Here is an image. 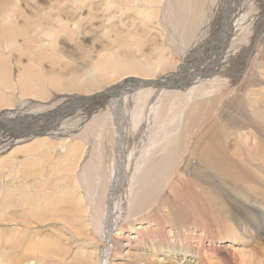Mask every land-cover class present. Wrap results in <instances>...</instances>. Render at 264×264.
<instances>
[{
  "label": "bare ground",
  "instance_id": "bare-ground-1",
  "mask_svg": "<svg viewBox=\"0 0 264 264\" xmlns=\"http://www.w3.org/2000/svg\"><path fill=\"white\" fill-rule=\"evenodd\" d=\"M162 1L163 0H102L100 1V5H112L115 11L118 13L120 12V14H110L107 20L118 17V25H124V20L119 17L121 14L124 15L130 12L139 17H151L156 10L153 9L154 11H151L150 7L160 10V3H162ZM212 1L213 0H165L163 2L164 7L162 11L165 12L168 23H172L171 25L174 24L175 31L182 33L180 38L183 40V44L188 45L194 41L198 42V40H200L198 36L201 38L206 37H203L202 34L205 32L206 23L209 21V16L207 17L206 14L211 12L210 9L213 5L211 6L212 3L209 2ZM228 5V0H224V3L222 2L223 8L228 7ZM78 8L79 7H77V9ZM58 14L59 15L55 18L50 16L46 18L42 12H34L30 16L31 18L25 20V25L21 27L15 26L12 21H8L4 16L0 18V48L2 49V53L9 52L10 55L14 50L20 51L23 54L24 52L33 53L36 51L34 47L38 49L36 52H40L34 53L37 60L36 58H30L29 64L19 72L17 78V85L22 95L30 96L33 100L25 103L26 108L32 111L27 113L24 108H19L20 114H7L8 111L0 114V151L15 142L23 141L24 139H34L36 137L32 141V143H35L33 146L37 148L43 146L44 148L42 150H37V148H35L37 151H33V153L31 150H22V152H29L26 158L33 161L35 168L29 171L21 181L27 180L28 183L29 180L27 178L30 176L29 174H37L39 179H47L45 173L48 171V168L46 169V164H48V166L53 164L52 167H58V171L60 170L61 172L65 171L63 165L69 162L67 168L69 169L70 166H73L72 172L76 170L77 173L72 178H69L70 174L65 171L66 174L64 178L67 179V182L63 184L62 187L58 185L60 181L55 182L54 186L48 187L47 190H45L46 187L43 188L39 184L40 186H37V190L41 199H38L37 202L31 200L33 199L32 189L22 190L17 188L19 194L15 192V189L13 194L7 195V199L4 203H0V211L7 212L6 206H3L6 204L11 207V212H19L18 215H15V217L19 219L16 226L8 228L5 233H2L3 230H0V264H94L93 257L98 259L97 254H94V252L87 253L84 256L78 254L77 258L72 256L68 257L70 251L67 246L68 242H71L70 239H73V235L64 239L61 235L62 232L58 230L55 232L56 234L52 236L46 233L41 237L39 233H37L41 232V229H35L37 231L35 232L28 227L32 221L36 225H41L40 227L46 225L44 222H50L54 213H59L58 216H61L60 221L64 223V229L75 230L80 235L82 234L81 229L84 228V223H87L90 230L95 233L94 230H97L96 226L100 223L103 224V221L106 219L107 226L105 229L107 235L105 241H109V248L111 251H109L108 255L113 260L118 258L131 260L140 255L146 257L149 255L151 261L145 264H241L247 262L243 254L244 252L242 253L244 248L242 250H236L234 248L233 250V247H231L232 242H229L225 236H220V238H218V240L220 239L223 241V244L214 245L212 242L215 238L207 237L202 232H198L197 228H194L193 231H185L178 225H175L178 224L176 221L183 217L180 212H170L169 216L167 215L170 218L167 222L169 224L168 227L158 223L156 226L148 224L144 226V223H140L136 227L131 228V230H133L132 232L129 231L125 234L124 225L118 226L119 220L117 221L118 223L115 222L116 216L114 214V209H117L112 206L114 205V198H112L111 194L108 195L109 190L111 191L108 183L109 176L108 173L104 171L105 169H102L103 163L101 162L102 158H107V145L105 144L106 142H102L103 149L100 148L101 150H99L100 141H96L95 138H98V136L100 137L102 134L103 138H107V136L110 137L115 131L119 134L115 136L121 137L123 135L118 140V148L120 152H125L126 145H124V141L127 140L128 134L130 135L133 130L141 126L142 121L144 122L148 113L151 111H156V113H158L159 111L161 115H163L166 108L164 109L160 107V105L163 103L162 100L168 99V96L169 99L173 98L172 101H174V98L179 99L178 104L184 101L188 104V97L191 96L193 85L192 87L190 86L191 91H188L190 87L187 85L188 88H185L187 86H183L185 84H182L181 81V87L170 88L171 79H173L172 76H166L164 79L148 76L149 72L154 67L158 66L159 63L156 62L155 64L151 62L144 53H141L142 55L140 54V57L137 56L134 54L137 50H134V53L129 55H127L129 52L124 54L126 51L123 53L122 50L127 49V51H129L128 47L130 48V46L125 43L128 38L124 35L117 37L118 46H115V48L114 46L113 48L109 47L108 50V47H105L107 49L105 51H103L105 48L102 49L104 53L102 52L101 56L99 54L97 60L93 61V64L90 66V71L95 72V75L91 74L92 77H90L91 75H89V72V74L83 73L84 75H75V73H78V71H75V78L66 82L64 81V79H66L65 75L60 76V74H57L59 73L57 69L53 68L54 70L52 72H44L43 69L38 66L39 62L45 58L44 51H46L48 47L53 48L57 33L66 31V25L62 23L64 18H62V15L65 14L63 11ZM231 14L230 11L223 14L227 23L224 21L225 24H221L220 26L222 30L220 29L218 32V38L224 34L226 37L225 40L228 41L229 44L231 43V46H227L228 49H226V51H231V47L233 48L232 45L235 46L236 44L237 46V42L242 41L239 39L240 28L243 24L241 19H244V16L242 17L241 15V17L238 16L233 19L235 23H238L234 26L231 25L233 23H230L227 19L232 16ZM53 20H57L56 24ZM4 22H7V24ZM76 25L77 22L74 21L73 28H75ZM228 30L230 31L229 37L226 36ZM104 31L107 32L108 30L105 28ZM251 33H253V37L258 35L255 29L251 30ZM18 36L23 37V45L25 46L22 47L18 45ZM178 38L179 36L177 39ZM202 40L203 39H201V41ZM142 41L140 39L136 40L138 44H141ZM159 45H157V48H159ZM222 52L226 53L225 51ZM59 61L60 60L57 58H54L52 61L53 66L57 65ZM157 61L168 64L167 57L161 53L157 55ZM243 65L245 66L246 63ZM260 66L261 65L257 64V68L255 67L256 71L244 73L246 77L238 82V86L234 85L230 90L223 91V94L219 97L210 99L211 101L208 106H205L207 107V111H205L207 113L205 115L208 117L207 120H209V122L198 129L202 133V137L197 136L195 138L193 133L192 139H194L193 141L191 140V142H193L192 153L195 152L199 160L204 162L201 164H205L207 168L206 171H198L195 168V170L199 172L196 173L195 179L193 178L195 183H198V185L204 184L201 186V190L209 197V202L212 206H219V203H221V206L225 209L224 213L226 214V224L223 226L228 230L229 234L232 236L231 238L245 244V246L255 243L256 237L260 235H262L260 239L264 241V73L259 71ZM262 68H264L263 65L261 69ZM200 71L201 70L195 71L193 75ZM120 72L123 78L118 80L119 82L106 86L98 92L85 95L68 94L66 97L64 96V98H61L76 99V102H87L88 104L85 105L93 106L92 108H87V111L89 113L91 112L90 110H93L91 114L93 113L96 116L92 118L91 122L89 121L88 125L86 124L87 127L83 129L79 135L72 136L68 132L66 126L62 127V125H58V127H48L44 138L38 136L41 135L39 133H43L44 131L41 128L47 126L51 119H54L55 116L56 119L60 118L59 115H55L56 112L54 111V106L58 104L56 102L57 100L52 103H43L48 98V84L53 85L57 90L61 91H89L93 88L92 86L97 88L107 76L112 73ZM70 73L72 75V71ZM190 76L192 75L190 74ZM85 79H88V82L83 84L85 83ZM11 80L9 60L0 56V84L8 87L12 84ZM89 81L90 84H88ZM194 82L196 83L197 81ZM126 83L127 88L125 86ZM183 89H185V91ZM172 91H183L188 94H184L183 97L179 95L174 96V92ZM55 98L57 97L55 96ZM1 101L2 99H0V102ZM37 101L40 102L37 103ZM41 103L44 105L42 106ZM8 104L11 105V103ZM168 104L169 110H174L179 107L177 103L176 105L171 103L174 107L170 102H168ZM202 107H204V105H202ZM176 109L172 117L177 116L178 110ZM45 111L48 112L39 116V113ZM202 114L204 115V113ZM174 119L175 118L172 120ZM197 119V117L193 119L191 126L199 124L200 121ZM159 121L162 123V116L159 118ZM51 123L48 126H51ZM66 123H64V125ZM30 124L32 125L31 128L27 130L24 129V126H30ZM41 124L44 125L41 126ZM19 127L23 129H19ZM189 131L191 132V130ZM36 132H38V135H33L37 134ZM182 142H184V139ZM155 143L149 145L150 148H146L141 155L139 154V158L138 156L137 158L134 156L132 159V157L128 156L127 158L125 157V159H121V165L126 167L125 169L130 168L131 165L134 171L133 180H136V182L131 186V189H133L135 185H138V188L132 195L134 198L132 212L135 215L141 214L145 210L148 211L153 204L159 203L161 199L160 194L164 186V174H173L174 171L177 170V158L180 156V146L175 145L176 147H172L167 153H162L164 150L162 149L159 155L156 152L152 153L151 147L155 146ZM87 144H92L93 149L91 152L86 150L85 155L84 151ZM185 144H188L187 139ZM94 146H96V148H94ZM128 149L130 150V147ZM83 156L85 157V164L81 162ZM81 167L82 172H80ZM138 172H140L141 175L138 174L140 177L135 179ZM56 174L58 175V172H56ZM61 174L64 173L62 172ZM83 190H85V192H83ZM55 191L59 193L63 191L64 194H69L68 196H70L71 199L53 202L52 193ZM86 192H88L89 195H87ZM42 200L45 202L43 203ZM129 203L130 202H127L126 206H128ZM67 204L69 205V213H80H75V218L78 220L77 223H83L81 229L73 227L72 218L74 217H69L66 212L65 214L61 213L67 207ZM159 205H157V207ZM143 214L145 215V213ZM102 215H105L104 220L102 219ZM173 221L176 223H172ZM92 224L95 226L94 229L92 228ZM218 224H220V222ZM100 228H102V226ZM222 228L220 231H222ZM116 229L121 230L118 234L122 233V235L119 234L118 237H112V231ZM224 229L223 231H225ZM110 233L111 235H109ZM256 233L258 234L256 235ZM116 245L120 248L119 254L112 249ZM134 247L139 252H134V250H132ZM253 249H256L260 254L264 253V246H261V248L253 247ZM181 251H184V254H182L183 258H179L178 256V253ZM218 259H220L221 262ZM143 260L145 259L143 258ZM252 260L254 261V259ZM95 264H99V260Z\"/></svg>",
  "mask_w": 264,
  "mask_h": 264
},
{
  "label": "rangeland",
  "instance_id": "rangeland-1",
  "mask_svg": "<svg viewBox=\"0 0 264 264\" xmlns=\"http://www.w3.org/2000/svg\"><path fill=\"white\" fill-rule=\"evenodd\" d=\"M17 1L0 0V18L4 16L8 21L9 20L12 21L13 24L17 27H21L25 25V20L31 18L30 16L34 12H42L46 18H49V16L55 18L59 15L58 13L62 11L65 14L62 15V18L64 17L62 23L66 25V31L62 33H57L53 48L48 47L47 50L44 51L45 58L42 59L41 62H39L38 66L41 69H43L44 72H52L54 69H57L59 72L57 74H60V76L65 75L66 79H64V81L66 82L75 78L74 77L75 71H78V73H75V75L77 74L84 75L83 73H88V72L90 73V74L88 73L89 75L91 74L95 75V72L90 71V66L93 64V61L97 60L99 54L101 56V53L103 51L107 49L109 50V47L113 48L114 46L115 48V46H118L117 37L124 35L128 38L126 39V42L125 41L124 42L130 46V48L128 47L129 51H127V49L122 50L123 53L126 51L124 54L129 52L127 54L129 55L131 53H134V50H137V52L134 53L137 56L140 57L144 53V55H146L148 59L151 60V62L155 64L156 62L159 63L158 66L154 67L149 72L148 76L158 79L159 78L164 79V77L166 76H172L173 79H171V83L169 82L171 85L170 88H178L181 87L182 84H185L183 86L188 85L189 87L190 86L192 87L193 85L191 96L188 97V104L186 103V101L180 102V104H178L179 99L174 98V101H172L173 98L169 99L168 96V99H164V101L166 102L162 100L163 105L162 104L160 105V107H163L164 109L166 108L164 110L163 115H161L159 111L158 113H156V111L154 112L151 111L150 113H148L144 122L142 121L141 126L133 130V132L130 133V135L128 134L127 140L124 141L125 143L124 145H126L125 152L124 151L120 152V149L118 148L119 146L118 140L123 135L121 137L115 136V135H119L115 131L114 133H112V136L110 137L107 136V138L106 137L103 138V134H102L100 137L99 136L98 138L96 137L97 139L95 138L96 141L97 140L98 142L100 141L98 147L99 150L103 149L102 145L104 142H106L105 144L107 145V154H106L107 158L105 157L101 159V162L103 163L102 169L103 170L105 169L104 171H106L109 176L108 183L111 188V191L109 190L108 195L111 194L112 198H114V205L112 206L114 208L116 207L117 209V210L114 209V214L116 216L115 222L120 223V224L118 223L119 227L124 225L123 227H125L124 230L126 231V232L124 231L125 234H127V232L129 231L132 232L133 230H131V228L136 227L140 223H144V226L146 224L156 226V224L158 223V224H164L165 227H168L169 224L167 222L170 220V218L168 217L170 212H177V213L180 212L182 213L183 217L178 219L176 221L178 224L175 225H178L183 230L193 231L194 228H197L198 232L200 233L202 232L207 237L215 238V240L212 242L214 245L223 244V241L220 239L218 240V238H220V236H225L229 242H232L231 247H233V250L234 248L236 250H240V249L242 250L244 248V250H242V253L244 252L243 254L245 255L247 262L241 264H246V263L264 264V253L260 254L258 251H256V249H253V247L261 248V246H264V243H262L264 241L260 239L261 238L260 236L262 235L257 236L255 239L256 240L255 243L249 246L248 245L245 246V244L239 241H235L233 238H231L232 236L229 234L228 230L223 226L226 224V217H225L226 214L224 213L225 209H223L221 203H219V206L213 205L214 206L213 207L209 202L210 201L209 197L206 194H204L201 190V186H203L204 184L198 185V183L197 184L195 183L194 179L196 173H199L198 172L199 170L206 171L207 168L205 164H201L204 162L199 160L195 152L192 153L193 142H191V140L193 141L194 139V138L192 139L193 133H194L193 136L195 138L197 136L202 137L201 135L202 133L198 129L202 125H205L206 123L209 122V120H207L208 117L205 115L207 113L205 112L207 111V107L205 106H208V104L211 101L210 99L219 97L221 94H223V91L230 90L232 87H234V85L238 86V82L242 81L246 77V74L244 73L249 71H256L257 64L261 65L260 69L258 68L259 71L264 73V68L261 69L262 65L264 66V13H263L264 0H228L229 5L228 7H224V8L222 6V2L224 3V0H213L212 2H209L212 3L211 6L212 5L213 6L210 9L211 12L209 11L210 13L206 14L207 17L209 16L208 17L209 21L206 23V30L202 34L203 37L205 36L206 37L201 38L200 36H198L200 40H198V42L194 41L190 43L192 46L190 44L188 45L183 44V40L180 38L182 33L181 32L178 33V31H175L174 24L171 25L172 23H168L165 16V12L162 11L164 7L163 2L165 0H163L162 3H160L161 5L160 10L158 8L150 7L151 11L156 10V12L151 17L149 16L145 18L139 17L134 13H130V12H127L124 15L121 14V16L119 17L124 20L123 21V23H125L124 25H118L119 24L118 17L107 20V17L110 14L112 15L113 13H118V12L115 11V8L112 7V5L111 6L100 5V1L102 0H92V1L91 0H26V1L17 0ZM77 7L79 8L77 9ZM228 11L232 13L231 14L232 16L227 19L230 21V23H233L231 25L234 26H236L238 23H235L233 19H235L238 16L241 17V15L242 17L244 16L243 17L244 19H241V21H243V24L242 27L240 28V39H239L242 41L241 42L238 41L237 46L236 44L235 46L232 45L233 48L231 47L232 49L231 51H226L229 45L231 46V43L229 44L228 41L225 40L226 37L224 36V34L221 35L220 38H218L219 36L218 32L221 29L220 27L221 24L224 25L225 24L224 21H226L227 23V20L224 18L223 14L227 13ZM118 14H120V12ZM73 20L77 22L75 28H73V22H74ZM53 22L56 24L57 20H53ZM4 23L7 24V22ZM105 28L108 30L107 32L104 31ZM254 29L258 34L256 35V37H253L252 35L253 33H251V30ZM229 30H228V34L226 35L228 37L230 35ZM178 36L179 38L177 39ZM139 39L141 41L143 40L141 44H138L136 42V40ZM201 39L203 40L201 41ZM17 43L22 47L25 46L23 45L22 36L17 37ZM157 45H159V48H157ZM105 47L108 48L106 49ZM34 48L36 51H38L37 47ZM1 51L2 49L0 48V56L5 57L9 60L12 84L8 87H5L3 86V84H0V97H1L0 99H2V101L0 102V114L5 111H8L7 114L11 113V115L15 113L20 114L19 108H24L27 111V113L31 112L32 110L27 109L25 103L33 100L30 96L22 95V93L20 92V88L17 85V78L19 72L27 64H29L30 58L32 59L36 58L37 60V57L34 54L36 51L33 53L24 52L23 54L20 51L14 50L11 52L10 55L9 52L2 53ZM222 51H225L226 53ZM36 53H40V52H36ZM160 53L164 54L167 57L168 64L166 63L164 64V62L160 63L159 61H157V55H159ZM54 58L60 60L59 61L60 64L58 63L57 65L53 66L52 61ZM244 63H246L245 66L243 65ZM197 70H201V71L199 73L196 72V74L193 75V73H195V71ZM71 71H72V75L70 73ZM123 72H127V71H123ZM190 74L192 76H190ZM121 75H122L121 72L112 73L111 75L107 76V78L101 84H99L97 88L95 86H92L93 88H91L89 91H85V90L83 91L74 90L69 92L61 91V90H57V88H55L53 85L48 84L47 85L48 98L46 99V101L44 100L45 102L43 103H52L53 101L57 100L56 102L58 104L56 103L57 105L54 106V111L56 113L55 112L54 113L55 115L57 114V116L59 115L60 118L56 119L55 116L54 119H51L52 121L50 120V123L52 122L51 126H48L50 124L49 123L47 126H44L45 128L44 127L41 128L44 130L43 133H39L41 135H38L39 131L36 132L37 134H33V135H38L40 138L41 137L44 138V136H46L47 133L46 131L48 130L47 129L48 127H52V126L58 127V125H62V127L66 126L68 128V132L72 136L79 135L80 132L87 127L89 121L91 122L92 118L96 116L93 113L91 114L93 110H90L91 112L89 113L87 111V108H92L93 106L85 105L88 104L87 102L86 103L76 102V99L73 100L70 98L68 99H61V98H64V96L66 97L68 94L85 95L92 92H98L104 89L106 86L119 82L118 80L123 78V76ZM90 77H92V75ZM180 81L182 84L180 83ZM194 81L197 82L195 83ZM84 82L85 83L83 84H86L88 82V79H85ZM88 84H90V81ZM172 84L175 85L173 86ZM125 86L127 88V83ZM188 86L185 88H188ZM191 87L189 88L188 91H191L190 90ZM183 90L185 91V89ZM172 92H174V96L179 95L180 97H183L184 94H188L183 91L182 92L172 91ZM55 96L58 99L55 98ZM39 102L40 101H37V103ZM168 102H170V104L173 103L174 105H176L177 103V106H179L178 107L179 109L175 108L176 110H178V114L176 117H172L173 116L172 114L173 112H175V109L169 110L170 108ZM8 103H11V105ZM43 103H41L42 106L44 105ZM173 104L171 105L174 107ZM181 105L183 108L181 107ZM202 105H204V107H202ZM47 112L48 111L41 112L39 113V116L46 114ZM201 112L204 113L205 116ZM201 115L203 118L201 117ZM161 116H162V123H160L161 121H159V118ZM195 117H197L199 119L197 120L200 122L195 126L194 125L191 126L192 121ZM173 118L175 119L172 120ZM152 119H153V123H152ZM64 123L66 124L64 125ZM42 125L44 124H41V126ZM31 127L32 125L30 124V126H24V129L27 130L28 128ZM19 129H23V128L19 127ZM189 130H191V132ZM183 134L184 136L185 135L186 136L184 137ZM34 139H24L23 141L15 142L12 145L10 146L8 145L6 148L0 151V203H4L5 200L7 199V195L13 194L15 189H16L15 192L19 194L17 188L22 190L32 189L33 199L31 200L37 202L38 199H41L39 196V192L37 190V186L41 185L43 188L46 187L45 190H47L48 187L54 186L55 182L60 181L58 182L59 183L58 185L62 187V185L66 184L67 182V179L64 178L66 172L70 174L69 178H72L75 174H77L76 170L72 172L73 166H70L69 169L67 168V164L69 162H67L66 165L62 164L66 172L65 171L60 172V170L58 171V167L56 166L52 167L53 164L52 165L50 164L51 166H48V164H46V169L48 168V171L45 173L47 179L44 178L39 179L37 174H29L30 176H28L27 178L29 180L28 183L27 180L21 181V179L25 177L29 171L35 168L33 165V161L31 159L26 158L29 152H22V150L24 151L31 150V152L33 153V151L36 152L37 150H42L44 148L43 146L41 148L34 147L33 145L35 143H32ZM183 139L184 142H182ZM186 139L188 140V144H185ZM54 140L57 141L56 139ZM153 143H155L156 145L151 147V150L153 151L152 153L156 152L159 155L162 149H164L162 153H167L169 149H171L172 147L174 148L175 145L180 146L179 147L180 156L177 158V170L174 171V173L176 174L174 173L173 174L166 173L167 175L164 174L163 177L164 186L160 194L161 202L159 201V203L153 204L150 207V209H148V211L146 210L143 211L141 213L142 215L141 214L135 215L132 212V204L134 202V198L132 195L133 192H135V190L138 188V185H135V187L131 189V186L136 182V180L135 181L133 180L134 171L132 170L131 165L130 168L125 169L126 167L121 165V159L123 158L125 159V157L127 158L128 156L132 157V159L134 156H136V158L138 156L139 158L141 153L145 151L146 148L149 149L150 148L149 145H152ZM121 146L123 147L122 144ZM129 147L130 150L128 149ZM35 148H37V150ZM94 148H96V146H94ZM92 149H93V145L87 144L84 154L86 155V150H89L91 152ZM81 162H84L83 164H85L84 156L82 157ZM82 167L80 169L81 170L80 172H82ZM195 168L198 171H196ZM56 172H58V175L56 174ZM62 172L64 174H61ZM138 174H140V172H138L137 175ZM137 175L135 179H138V177H140L141 174L138 176ZM83 192H85V190H83ZM86 194L89 195L88 192H86ZM68 195L69 194H64L63 191H61L60 193L55 191L52 193V197H53L52 200L53 202H55L59 200L71 199V197ZM42 202L44 203L45 201L42 200ZM127 202H130L128 206H126ZM157 205L159 206L157 207ZM3 206H6L7 212L0 211V230H3L2 233H5L7 232L8 228H12L16 226L17 223L19 222V219L15 217V215H18L19 212L13 213L11 212L10 206L6 204H4ZM68 208L69 205L67 204V207L61 213L65 214L66 212L69 217L71 218L74 217L72 218L73 227L77 229H81L83 227V223H77L78 220L75 218V215L80 213L74 212L73 214H71L68 212ZM117 211H118V216H117ZM143 213H145V215ZM58 214L59 213H54L50 219V222H44V224H46L42 226L44 228L40 227L41 225H36L33 221L28 225V227L34 230L35 232H37L36 231L37 229H41L40 230L41 232H37L41 237L44 236L46 233H49L52 236L53 234H56L55 232L58 230L62 232L61 235L64 239L73 235L74 236L73 239H70L71 242H68V246H67L68 250L70 251L68 257L72 256L77 258L78 254L84 256L87 253L94 252V254L95 253L97 254V258H98L96 259L93 257L94 264L97 263L98 260H99V264H136L138 262H139L138 264L140 263L145 264L146 262L151 261L149 255L148 257L140 255L137 256V258L136 257L132 258L131 260H126L121 258L114 260L111 259L110 256L108 255L109 251H111L109 248V241L107 242L105 241L106 239L105 237L107 235V231L105 229L107 226V220L106 219L104 220L105 215H102V219L104 220L103 221L104 223L98 224L96 226L97 230H94L96 234L92 230H90L87 223H84V228L81 229L82 234L80 235L75 230L64 229L63 227L64 223L63 222L61 223L60 221L61 216H58ZM176 222L173 221L172 223H176ZM219 222L220 224H218ZM101 226L102 228H100ZM92 228L93 229L95 228L93 224H92ZM221 228L222 231H220ZM223 229L225 231H223ZM120 231L121 230L119 229L113 230L112 235L111 233L109 235H111L112 237H118L119 234L122 235V233L118 234V232ZM257 234L258 233H256V235ZM112 249H114L119 254V250H120L119 246L116 245ZM132 250H134V252L138 251L135 247ZM182 254H184V251L178 253L179 258L182 257ZM142 257L145 260H143ZM252 259H254V261ZM218 260L220 261V259Z\"/></svg>",
  "mask_w": 264,
  "mask_h": 264
}]
</instances>
